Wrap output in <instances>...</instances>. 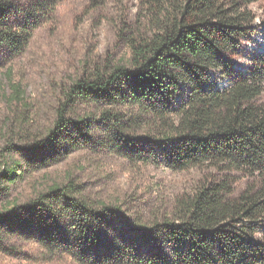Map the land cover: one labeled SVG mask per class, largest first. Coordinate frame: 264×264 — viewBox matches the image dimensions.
I'll return each instance as SVG.
<instances>
[{
  "label": "trees",
  "instance_id": "1",
  "mask_svg": "<svg viewBox=\"0 0 264 264\" xmlns=\"http://www.w3.org/2000/svg\"><path fill=\"white\" fill-rule=\"evenodd\" d=\"M61 1L0 0V53H24ZM259 3L138 0L134 22L119 32L127 55L85 63L44 124L11 80L0 255L28 257L24 239L49 264H264V54L244 71L234 61L258 30ZM85 147L139 167L163 165L191 176L189 185L149 218L137 208L130 216L72 171L13 195L33 168ZM128 223L135 234L123 229Z\"/></svg>",
  "mask_w": 264,
  "mask_h": 264
},
{
  "label": "rangeland",
  "instance_id": "2",
  "mask_svg": "<svg viewBox=\"0 0 264 264\" xmlns=\"http://www.w3.org/2000/svg\"><path fill=\"white\" fill-rule=\"evenodd\" d=\"M16 1L27 6L32 0ZM259 2L258 30L244 41L240 53L234 57L237 68L243 71L253 64L256 56L264 54V0ZM137 4L138 0H62L55 10L44 14L24 53L12 58H7L6 52L0 53V145L4 143L3 128L8 116L4 94L10 92L9 82L22 83L27 97L40 111L39 121L44 124L62 86L78 77L85 63L109 54L117 58L127 55L128 49L119 32L126 22H134ZM68 171L75 172L103 199L123 202L130 216L136 214L137 208L146 218L155 207L168 208L165 204L182 192L191 178L174 174L163 165L139 167L119 154L85 147L33 168L24 181L13 187V195L27 197L39 180L63 178ZM244 185L242 183L240 188ZM132 226L128 223L123 229L133 235L136 230L131 229ZM18 242L28 257L1 254V264H49L37 261L36 242L24 239ZM67 262L79 264L71 259Z\"/></svg>",
  "mask_w": 264,
  "mask_h": 264
}]
</instances>
